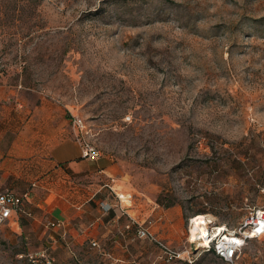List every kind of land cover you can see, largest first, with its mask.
Here are the masks:
<instances>
[{"label": "rangeland", "instance_id": "obj_1", "mask_svg": "<svg viewBox=\"0 0 264 264\" xmlns=\"http://www.w3.org/2000/svg\"><path fill=\"white\" fill-rule=\"evenodd\" d=\"M0 78L64 104L71 133L73 115L85 121L100 152L88 162L113 163L131 204L98 194L181 251L162 264H228L189 247V217L231 228L264 208V0H0ZM205 196L220 205L199 211ZM116 229L104 222L98 246L74 249L0 239V264H30L24 254L41 247L56 264H115ZM149 241L151 256L118 263L161 262ZM233 264H264V235Z\"/></svg>", "mask_w": 264, "mask_h": 264}, {"label": "crops", "instance_id": "obj_2", "mask_svg": "<svg viewBox=\"0 0 264 264\" xmlns=\"http://www.w3.org/2000/svg\"><path fill=\"white\" fill-rule=\"evenodd\" d=\"M66 109L44 94L28 98L25 89L0 78V186L18 194L28 190L21 209L0 224V239L8 248L33 241L30 247L35 242L49 246L61 242L74 249L98 237L100 225L109 221L117 228L111 235L116 261L133 254L148 258L152 253L148 240L135 239L133 229L126 226L129 218L137 219L131 208L112 203L107 193L98 194L108 185L115 190L113 163H90L81 156ZM80 191L89 192L82 194L81 202ZM101 200H110L111 211L102 209Z\"/></svg>", "mask_w": 264, "mask_h": 264}, {"label": "built area", "instance_id": "obj_3", "mask_svg": "<svg viewBox=\"0 0 264 264\" xmlns=\"http://www.w3.org/2000/svg\"><path fill=\"white\" fill-rule=\"evenodd\" d=\"M71 122L74 135L80 143L81 156L85 158L98 157L100 152L88 138L90 128L85 121L81 117L73 115ZM108 186L120 205L128 206L131 204L130 192L117 191L111 185ZM27 195L28 190L18 194L0 186V224L7 219L12 211L21 209L22 200ZM100 205L104 210H108L111 206L108 201H100ZM188 222L186 239L190 243V248L211 251L226 263L233 264L248 239L264 235V208L258 207L252 210L237 226L231 228L223 223L213 221L208 214H192ZM50 224L55 225L59 222L50 221ZM132 225H134V236L146 238L157 244L162 260L161 262L156 261L154 264H162L164 261H173L182 257L179 249L154 234L147 226L142 225L133 217L128 220L126 226L131 227ZM89 241L90 244L98 246L95 238H90ZM188 253H190V250H188ZM24 255L30 264H56L54 257L49 254L46 247L27 251ZM115 264H119L118 261Z\"/></svg>", "mask_w": 264, "mask_h": 264}, {"label": "trees", "instance_id": "obj_4", "mask_svg": "<svg viewBox=\"0 0 264 264\" xmlns=\"http://www.w3.org/2000/svg\"><path fill=\"white\" fill-rule=\"evenodd\" d=\"M210 134L209 132L207 131H204V134L203 136H206ZM211 136V135H210ZM231 163H234L233 166H234V169H239V168H243V160H241V157L239 155H234L233 158H232V162ZM200 203H201V206L199 208V211H204L203 209H205L206 207H218L220 205V200L217 199V198H211V197H208V196H205L203 197L201 200H200ZM111 211V210H108V212ZM218 223V222H217ZM225 224V223H223ZM226 225V224H225ZM130 227V226H129ZM132 229V228H130Z\"/></svg>", "mask_w": 264, "mask_h": 264}]
</instances>
